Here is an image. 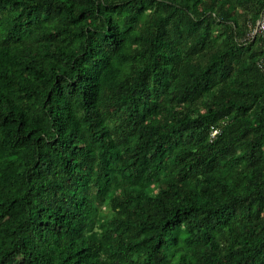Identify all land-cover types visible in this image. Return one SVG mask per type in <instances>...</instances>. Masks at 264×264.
I'll list each match as a JSON object with an SVG mask.
<instances>
[{
  "label": "trees",
  "instance_id": "16d2710c",
  "mask_svg": "<svg viewBox=\"0 0 264 264\" xmlns=\"http://www.w3.org/2000/svg\"><path fill=\"white\" fill-rule=\"evenodd\" d=\"M264 0H0V264H264Z\"/></svg>",
  "mask_w": 264,
  "mask_h": 264
},
{
  "label": "built area",
  "instance_id": "2783aa9c",
  "mask_svg": "<svg viewBox=\"0 0 264 264\" xmlns=\"http://www.w3.org/2000/svg\"><path fill=\"white\" fill-rule=\"evenodd\" d=\"M255 32L264 33V9L261 13L260 19L258 20V24H257V28H256Z\"/></svg>",
  "mask_w": 264,
  "mask_h": 264
},
{
  "label": "clouds",
  "instance_id": "9594fccd",
  "mask_svg": "<svg viewBox=\"0 0 264 264\" xmlns=\"http://www.w3.org/2000/svg\"><path fill=\"white\" fill-rule=\"evenodd\" d=\"M264 9V8H263ZM263 11V10H262ZM262 13V12H261ZM260 17H261V15H260ZM260 19V18H259ZM258 19V20H259ZM257 24H258V21H257V23H256V26L252 29V31L250 32V34H249V37H254L257 33H259V32H255V30H256V28H257ZM260 33H262V32H260ZM262 34H264V33H262Z\"/></svg>",
  "mask_w": 264,
  "mask_h": 264
}]
</instances>
